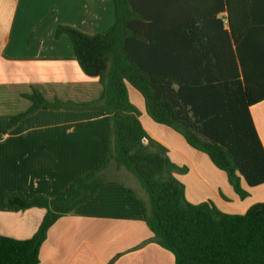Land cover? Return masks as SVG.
I'll return each mask as SVG.
<instances>
[{"label":"trees","instance_id":"obj_1","mask_svg":"<svg viewBox=\"0 0 264 264\" xmlns=\"http://www.w3.org/2000/svg\"><path fill=\"white\" fill-rule=\"evenodd\" d=\"M115 23L87 35L60 26L68 35L82 71L97 77L102 98L88 104L49 102L39 91L26 97L31 108L101 109L109 115L103 163L78 178L57 197L32 200L5 194L3 206L46 210L28 240L0 235V264H39L50 228L110 183L112 162L133 174L149 195V206L131 189L155 242L175 256L176 264H264V203L244 214L221 212L212 203L186 200L178 175L187 173L169 150L144 129L128 85L145 101L147 114L180 134L195 150L226 172L235 192L241 185L264 184V148L250 109L264 101V0H113Z\"/></svg>","mask_w":264,"mask_h":264},{"label":"crops","instance_id":"obj_2","mask_svg":"<svg viewBox=\"0 0 264 264\" xmlns=\"http://www.w3.org/2000/svg\"><path fill=\"white\" fill-rule=\"evenodd\" d=\"M114 23L113 0H0V235L28 240L46 215L42 208L3 206L5 194L53 199L103 163L109 132L104 110L39 109L18 123L12 118L31 108L26 96L34 91L49 102L100 100L104 89L99 78L82 71L70 37L56 33L60 26H70L96 35ZM133 89L128 88L129 97L148 135L168 148L175 164L188 169L177 177L189 203H212L231 215L264 203V184L251 187L241 178L249 193L242 199L208 155L147 114L144 98ZM250 113L264 148V101ZM108 182L50 228L39 264H176L175 256L155 242L142 205L122 187L149 206L150 200L137 194L148 197L140 182Z\"/></svg>","mask_w":264,"mask_h":264},{"label":"rangeland","instance_id":"obj_3","mask_svg":"<svg viewBox=\"0 0 264 264\" xmlns=\"http://www.w3.org/2000/svg\"><path fill=\"white\" fill-rule=\"evenodd\" d=\"M128 88L132 89L131 86H128ZM133 90L137 96L142 97V95L138 91H136L135 89H133ZM104 179L107 181H120L122 183H129V184L130 183L132 184L133 181L139 182L138 179L133 174L129 173L126 169H124V168L117 169L114 162H112L110 164V166L107 168V170L105 171ZM143 190H144L145 194H147V196H148L147 199L145 198V196L140 191H137V194L140 195L143 199L149 200L148 193L146 192L145 189H143Z\"/></svg>","mask_w":264,"mask_h":264}]
</instances>
